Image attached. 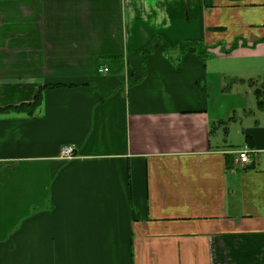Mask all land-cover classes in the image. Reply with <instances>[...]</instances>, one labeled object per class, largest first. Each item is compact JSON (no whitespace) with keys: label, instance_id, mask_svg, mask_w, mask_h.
<instances>
[{"label":"crops","instance_id":"0c3cea01","mask_svg":"<svg viewBox=\"0 0 264 264\" xmlns=\"http://www.w3.org/2000/svg\"><path fill=\"white\" fill-rule=\"evenodd\" d=\"M263 82L264 0H0V264H264Z\"/></svg>","mask_w":264,"mask_h":264},{"label":"trees","instance_id":"16d2710c","mask_svg":"<svg viewBox=\"0 0 264 264\" xmlns=\"http://www.w3.org/2000/svg\"><path fill=\"white\" fill-rule=\"evenodd\" d=\"M163 49H164L166 56L170 57V52H171L170 48L167 45H165ZM221 49H222V51L226 52L225 46H222ZM208 50H209V48H206L204 45H202L200 43H182L177 48V51L179 52L180 56L178 57V60H176V61L179 62V60L181 59V56L188 53V52L196 53L202 60L205 61L212 56V54L209 53ZM151 51H152V48L148 49L146 51V53H149ZM60 87H62V85H50L48 87H45L44 89H46V88H60ZM44 89H41V91L38 93V95L36 96L33 103L27 104V105H22L20 107H10L7 109H1L0 114L14 112V113H27L30 116L34 115L35 112L38 110V108L42 104V92ZM254 93H255V96L257 99L258 109L264 111V82L260 86L255 88ZM223 124L225 125L226 123L220 122L216 126H214L213 128L215 129L217 126H220Z\"/></svg>","mask_w":264,"mask_h":264},{"label":"built area","instance_id":"2783aa9c","mask_svg":"<svg viewBox=\"0 0 264 264\" xmlns=\"http://www.w3.org/2000/svg\"><path fill=\"white\" fill-rule=\"evenodd\" d=\"M99 74H107L109 73V69L100 68L98 70ZM238 153V160L242 166H249L252 163L251 150L248 147L241 149ZM62 156L67 160H72L74 155V149L72 147H64L62 150Z\"/></svg>","mask_w":264,"mask_h":264},{"label":"rangeland","instance_id":"374dc122","mask_svg":"<svg viewBox=\"0 0 264 264\" xmlns=\"http://www.w3.org/2000/svg\"><path fill=\"white\" fill-rule=\"evenodd\" d=\"M251 97L254 100V97L253 96H251ZM234 137H235V139H234L235 142H237V140H238V143H236V145L239 146L240 145V141H239V139H240V133H238V134L235 133Z\"/></svg>","mask_w":264,"mask_h":264}]
</instances>
